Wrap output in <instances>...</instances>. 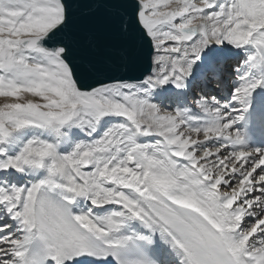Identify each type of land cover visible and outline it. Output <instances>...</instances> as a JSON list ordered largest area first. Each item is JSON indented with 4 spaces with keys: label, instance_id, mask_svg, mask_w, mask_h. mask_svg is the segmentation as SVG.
I'll return each mask as SVG.
<instances>
[{
    "label": "snow or ice",
    "instance_id": "obj_1",
    "mask_svg": "<svg viewBox=\"0 0 264 264\" xmlns=\"http://www.w3.org/2000/svg\"><path fill=\"white\" fill-rule=\"evenodd\" d=\"M257 89L264 0H0V264H264Z\"/></svg>",
    "mask_w": 264,
    "mask_h": 264
},
{
    "label": "bare ground",
    "instance_id": "obj_2",
    "mask_svg": "<svg viewBox=\"0 0 264 264\" xmlns=\"http://www.w3.org/2000/svg\"><path fill=\"white\" fill-rule=\"evenodd\" d=\"M236 53V50H232V49H228V48H224V49H216L214 47V49L212 51H210L209 53H207L206 55L213 58V59H216V58H221V57H230L232 56L233 54ZM243 55V58H242V61L245 59V56L243 53H241ZM247 66L249 69H252V70H256V68H252V67H249L247 64H244V66ZM192 92H195V90H192ZM196 93V92H195ZM31 97V96H29ZM6 100L8 98H5ZM32 99V97H31Z\"/></svg>",
    "mask_w": 264,
    "mask_h": 264
},
{
    "label": "water",
    "instance_id": "obj_3",
    "mask_svg": "<svg viewBox=\"0 0 264 264\" xmlns=\"http://www.w3.org/2000/svg\"><path fill=\"white\" fill-rule=\"evenodd\" d=\"M141 69L139 67H135L133 66L132 68L128 69V70H124V69H121L120 75H130V76H135V75H138L139 74V71Z\"/></svg>",
    "mask_w": 264,
    "mask_h": 264
},
{
    "label": "rangeland",
    "instance_id": "obj_4",
    "mask_svg": "<svg viewBox=\"0 0 264 264\" xmlns=\"http://www.w3.org/2000/svg\"><path fill=\"white\" fill-rule=\"evenodd\" d=\"M29 99H31V97H28ZM12 98H8L7 100L5 99V97H0V104L6 103V102H11Z\"/></svg>",
    "mask_w": 264,
    "mask_h": 264
}]
</instances>
